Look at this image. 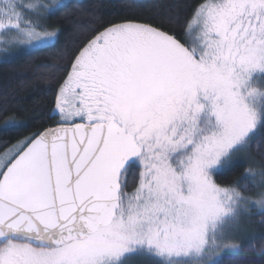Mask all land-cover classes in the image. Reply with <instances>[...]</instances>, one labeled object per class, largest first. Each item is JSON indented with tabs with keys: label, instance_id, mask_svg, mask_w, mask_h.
<instances>
[{
	"label": "snow or ice",
	"instance_id": "obj_1",
	"mask_svg": "<svg viewBox=\"0 0 264 264\" xmlns=\"http://www.w3.org/2000/svg\"><path fill=\"white\" fill-rule=\"evenodd\" d=\"M69 7L0 0V62L58 41L45 21ZM57 117L3 142L0 264H264V248L229 239L242 217H264V170L254 196L251 169L215 178L264 144V0H198L180 36L108 24L58 85Z\"/></svg>",
	"mask_w": 264,
	"mask_h": 264
},
{
	"label": "trees",
	"instance_id": "obj_2",
	"mask_svg": "<svg viewBox=\"0 0 264 264\" xmlns=\"http://www.w3.org/2000/svg\"><path fill=\"white\" fill-rule=\"evenodd\" d=\"M198 0H70V7L45 23L59 29L58 41L38 49L12 51L6 61L0 62V129L7 120L22 125L18 130L0 131V154L17 141L58 124L49 119L54 108L58 85L66 78L70 65L86 41L110 23L131 20L149 23L174 31L180 36L185 19ZM3 60L4 54H0ZM2 58V59H1ZM250 155L252 160L246 162ZM240 157L223 174L216 176L222 186L241 180L251 163L264 166L256 152ZM251 162V163H250ZM249 186V185H247ZM256 212L246 216L236 243L254 244L264 248V224L257 221ZM133 264H148L137 258ZM238 264H256L251 255L242 257Z\"/></svg>",
	"mask_w": 264,
	"mask_h": 264
},
{
	"label": "rangeland",
	"instance_id": "obj_3",
	"mask_svg": "<svg viewBox=\"0 0 264 264\" xmlns=\"http://www.w3.org/2000/svg\"><path fill=\"white\" fill-rule=\"evenodd\" d=\"M68 1H70V0H66V2H68ZM49 2H50V0H49ZM4 39H5V38L3 37V35L0 34V54H4V55H5V52H4V50H3V49H4ZM51 43H52V42H51ZM51 43H50V44H51ZM45 46H46V45H45ZM41 47H42V46H41ZM29 49H30V48H29ZM9 53H10V52H9ZM9 53H8V54H9ZM0 57H2V55H0ZM1 59H2V58H1ZM57 121H58V123H59V118H58V117H57ZM28 137H29V136H28ZM28 137H25V138H23V139H21V140H24V139H26V138H28ZM21 140H19V141H21ZM19 141H17V142L14 143L13 145L17 144ZM257 141L264 142V134H261L260 136H258ZM255 144H256V142H254L253 149H252L251 151H249L248 153L253 152V151L256 152V153L260 156V158L262 159V161L264 162V144H262L260 150H257V149H256ZM13 145H11V146L8 147V148H11ZM4 152H5V150L0 154V158H3V157H4ZM248 153H246V154H242L241 156H238L237 158H235V160L233 161V163H235V162H239L240 157H241L242 159H244V156L247 155ZM250 160H252V158H251L250 155L248 154L247 157L245 158V161L248 162V161H250ZM2 162H3V160L0 159V163H2ZM250 163H251V162H250ZM251 165H252V166H250V168H248V169L253 170L254 173L257 175V181H256V183H257V187H253L252 185L247 186V191L245 192V194H246V195L254 196V195L260 190V189H259V184H260L259 173H260L261 170H264V166H260L259 164H256V163H254V162L251 163ZM0 170H3V169H0ZM241 190H243V188H242ZM245 219H246V216H244V217L241 218V221H240V225H239L238 230H237L235 233H233L232 236L229 238L231 242L236 243L237 237H239V234H240L241 231H242V228H241V227L245 224V221H246ZM257 221H259V222L264 221V217H259V218L257 219Z\"/></svg>",
	"mask_w": 264,
	"mask_h": 264
},
{
	"label": "water",
	"instance_id": "obj_4",
	"mask_svg": "<svg viewBox=\"0 0 264 264\" xmlns=\"http://www.w3.org/2000/svg\"><path fill=\"white\" fill-rule=\"evenodd\" d=\"M56 126V125H55ZM54 127V126H53ZM47 129V128H46ZM45 130V129H44Z\"/></svg>",
	"mask_w": 264,
	"mask_h": 264
}]
</instances>
